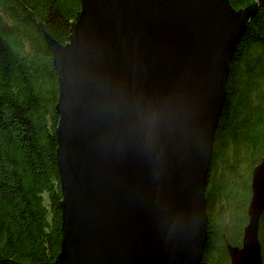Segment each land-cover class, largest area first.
<instances>
[{
  "label": "water",
  "instance_id": "1",
  "mask_svg": "<svg viewBox=\"0 0 264 264\" xmlns=\"http://www.w3.org/2000/svg\"><path fill=\"white\" fill-rule=\"evenodd\" d=\"M258 3L81 0L58 76L55 264H202L206 189L230 64ZM264 158L231 264H263Z\"/></svg>",
  "mask_w": 264,
  "mask_h": 264
},
{
  "label": "trees",
  "instance_id": "2",
  "mask_svg": "<svg viewBox=\"0 0 264 264\" xmlns=\"http://www.w3.org/2000/svg\"><path fill=\"white\" fill-rule=\"evenodd\" d=\"M239 40L206 189L202 264H231L241 246L254 167L264 158V0ZM81 0H0V264H55L62 241L57 167L59 85L41 25L69 41ZM264 264V213L260 220Z\"/></svg>",
  "mask_w": 264,
  "mask_h": 264
}]
</instances>
